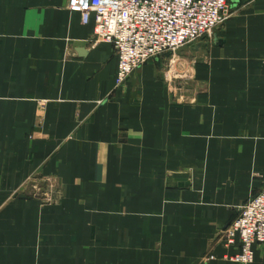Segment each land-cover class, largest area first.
<instances>
[{
  "label": "crops",
  "instance_id": "1",
  "mask_svg": "<svg viewBox=\"0 0 264 264\" xmlns=\"http://www.w3.org/2000/svg\"><path fill=\"white\" fill-rule=\"evenodd\" d=\"M68 1L0 0V264H235L223 231L264 189V0L123 86Z\"/></svg>",
  "mask_w": 264,
  "mask_h": 264
},
{
  "label": "built area",
  "instance_id": "2",
  "mask_svg": "<svg viewBox=\"0 0 264 264\" xmlns=\"http://www.w3.org/2000/svg\"><path fill=\"white\" fill-rule=\"evenodd\" d=\"M68 8L88 23L95 14L93 42L111 44L119 58L117 86L151 60L180 48L227 22L232 0H69ZM226 248L237 241L235 264L254 263L253 244H264V189L240 209L223 231Z\"/></svg>",
  "mask_w": 264,
  "mask_h": 264
},
{
  "label": "rangeland",
  "instance_id": "3",
  "mask_svg": "<svg viewBox=\"0 0 264 264\" xmlns=\"http://www.w3.org/2000/svg\"><path fill=\"white\" fill-rule=\"evenodd\" d=\"M220 26H218L216 29H218ZM215 29V30H216ZM214 30V31H215ZM214 33V32H213ZM213 33L210 35V34H207L206 36H202L201 38H199L197 41H194V42H192V43H190V44H187V45H185L184 47H182V48H180L179 50L180 51H182L183 49H185V48H187V47H191L193 44H197V43H200V42H202L203 40H205L206 38H209V37H212L213 36ZM178 50V51H179ZM169 53H174V52H169Z\"/></svg>",
  "mask_w": 264,
  "mask_h": 264
}]
</instances>
